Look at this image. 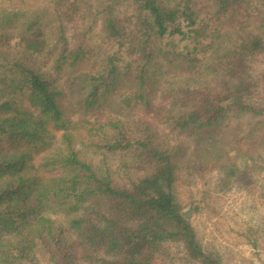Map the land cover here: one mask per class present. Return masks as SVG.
Instances as JSON below:
<instances>
[{
    "label": "trees",
    "instance_id": "trees-1",
    "mask_svg": "<svg viewBox=\"0 0 264 264\" xmlns=\"http://www.w3.org/2000/svg\"><path fill=\"white\" fill-rule=\"evenodd\" d=\"M263 59L264 0L0 12V264H170L176 248L190 263L226 264L203 246L179 188L214 170L220 191L264 189ZM78 89L73 119L59 100ZM199 134L179 165L172 143Z\"/></svg>",
    "mask_w": 264,
    "mask_h": 264
},
{
    "label": "rangeland",
    "instance_id": "rangeland-1",
    "mask_svg": "<svg viewBox=\"0 0 264 264\" xmlns=\"http://www.w3.org/2000/svg\"><path fill=\"white\" fill-rule=\"evenodd\" d=\"M52 1L0 0V12L12 13L38 6H50ZM84 67L81 65L77 70H82ZM263 67L264 59L258 69ZM81 100L82 93L78 89L63 95L59 103L65 109L67 117L76 119L78 116L74 114L71 106L81 103ZM141 109L142 106L123 110L122 118L127 119L136 116L142 112ZM234 127V125H229L223 130L225 134H228L229 141L232 142L235 139L234 135H236L233 132L237 129ZM238 131L237 129L236 132ZM54 134L55 144L52 149L58 145L57 143L62 136L60 132H54ZM79 136L83 137V134L80 133ZM203 137V134L183 136L172 143L175 149L176 161L179 165L192 158L198 139L203 140ZM77 145L79 147V142ZM48 152L44 151L35 155L34 163L40 164L43 157L48 155ZM102 158L100 155H94L95 163L99 164ZM107 163L117 174L115 176L117 184L123 183V181L126 183L125 172L122 169L119 170L117 161L107 160ZM216 181V171L210 170L204 178L185 177L179 188V196L184 211L190 213L191 221L203 246L205 249L219 250L224 253L227 257L226 264H264V189L261 188L262 184L258 183L251 191L238 189L237 187H233L229 191H220L216 187ZM53 218L64 222L66 214L59 213L54 215ZM173 251L177 256L170 264H195L188 262L181 255L179 256L177 248ZM42 264L47 263L43 262Z\"/></svg>",
    "mask_w": 264,
    "mask_h": 264
},
{
    "label": "water",
    "instance_id": "water-1",
    "mask_svg": "<svg viewBox=\"0 0 264 264\" xmlns=\"http://www.w3.org/2000/svg\"><path fill=\"white\" fill-rule=\"evenodd\" d=\"M184 214H185L186 218H188V219L190 218V213L185 212Z\"/></svg>",
    "mask_w": 264,
    "mask_h": 264
}]
</instances>
